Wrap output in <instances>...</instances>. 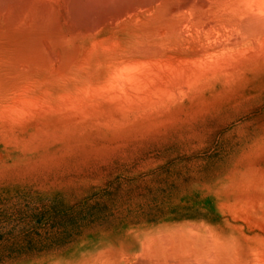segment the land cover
I'll list each match as a JSON object with an SVG mask.
<instances>
[{"label": "rangeland", "instance_id": "obj_1", "mask_svg": "<svg viewBox=\"0 0 264 264\" xmlns=\"http://www.w3.org/2000/svg\"><path fill=\"white\" fill-rule=\"evenodd\" d=\"M34 13L30 8L28 34L0 29L5 46L41 45L37 64L17 61L19 72H30L33 104L17 111V123L15 115L0 124V264L65 254L130 226L195 220L248 229L246 210L264 208V86L222 94L220 106L216 99L212 106H176L185 117L148 125L149 134L137 137L139 115L129 109L122 124L118 110L93 119L80 111L84 96L87 107L92 99L119 102L116 92L84 90L104 59L101 39L93 38L95 47L91 36L72 33L71 21L60 30L51 16L40 21ZM41 84L50 87L44 101L51 106L43 109L36 105Z\"/></svg>", "mask_w": 264, "mask_h": 264}, {"label": "bare ground", "instance_id": "obj_2", "mask_svg": "<svg viewBox=\"0 0 264 264\" xmlns=\"http://www.w3.org/2000/svg\"><path fill=\"white\" fill-rule=\"evenodd\" d=\"M32 7L35 18L51 16L57 29L64 19L71 21L72 33L91 36L95 47L93 38L101 39L104 59L91 68V84L84 90L116 92L119 102L109 97L97 105L92 99L87 107L84 96L80 111L86 109L93 119L118 110L120 124L131 111L139 115L137 137L149 134L148 125L150 130L172 126L185 117L176 106H212L215 99L220 106L226 101L222 94L264 86V0H0V29L9 25L28 34ZM5 33L0 30L3 125L35 100L30 72H19L23 64L17 61L37 64L41 46L32 50L25 39L5 46ZM46 86H39L40 109L51 106L44 101ZM254 209L257 215L248 210L243 215L248 229L195 220L130 226L117 237L90 239L65 254L24 264H264V208Z\"/></svg>", "mask_w": 264, "mask_h": 264}]
</instances>
